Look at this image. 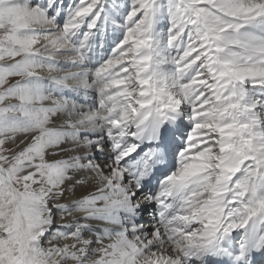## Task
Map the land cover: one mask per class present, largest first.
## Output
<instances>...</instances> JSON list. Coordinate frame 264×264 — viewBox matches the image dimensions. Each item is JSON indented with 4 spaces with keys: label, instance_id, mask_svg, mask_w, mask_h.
Masks as SVG:
<instances>
[{
    "label": "snow or ice",
    "instance_id": "1",
    "mask_svg": "<svg viewBox=\"0 0 264 264\" xmlns=\"http://www.w3.org/2000/svg\"><path fill=\"white\" fill-rule=\"evenodd\" d=\"M0 264H264V0H0Z\"/></svg>",
    "mask_w": 264,
    "mask_h": 264
}]
</instances>
